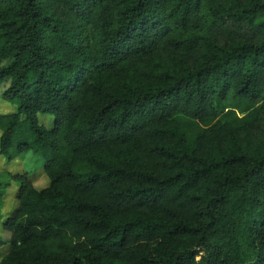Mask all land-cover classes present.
Masks as SVG:
<instances>
[{"label":"trees","instance_id":"trees-1","mask_svg":"<svg viewBox=\"0 0 264 264\" xmlns=\"http://www.w3.org/2000/svg\"><path fill=\"white\" fill-rule=\"evenodd\" d=\"M1 89L0 264H264V0H0Z\"/></svg>","mask_w":264,"mask_h":264},{"label":"rangeland","instance_id":"rangeland-1","mask_svg":"<svg viewBox=\"0 0 264 264\" xmlns=\"http://www.w3.org/2000/svg\"><path fill=\"white\" fill-rule=\"evenodd\" d=\"M0 91H2V89ZM13 108L14 107H12L9 103L7 102L5 103L4 100L0 98L1 112L3 111L4 113H7L13 110ZM46 119H49V121ZM40 122L43 124H46L48 127H51L53 124V117L51 116L47 117V116L42 115L40 116ZM32 155H33V159L27 161L26 166H27L28 171H33L31 174L34 175L37 173V175L33 177V181L35 183V186H37V188L42 189L47 184L46 177L42 173L43 169L39 168L42 162L33 153H30V155H28L29 157L26 156V158L28 157V159H30ZM23 162H25V160L20 159V160H16L13 163L9 164V166H3L0 164V183L5 184L10 181V178L7 174L1 173L3 170L10 171L13 174L18 173V172L19 173L23 172L24 170ZM40 169H42V171ZM13 193H14L13 188L9 189L7 195L4 198V201L6 204L3 210L4 216L8 215L15 208V201H14Z\"/></svg>","mask_w":264,"mask_h":264}]
</instances>
